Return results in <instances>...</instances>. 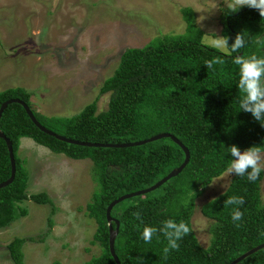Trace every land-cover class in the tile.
<instances>
[{
    "label": "trees",
    "instance_id": "1",
    "mask_svg": "<svg viewBox=\"0 0 264 264\" xmlns=\"http://www.w3.org/2000/svg\"><path fill=\"white\" fill-rule=\"evenodd\" d=\"M181 14L185 23L182 34L164 35L141 48L122 51L111 76L98 89L97 97L108 94L103 111L97 112L95 97L73 116H45L32 110L31 94L24 89L0 91V104L9 99L22 101L41 126L68 139L123 144L166 133L187 149L188 162L179 174L154 191L122 200L111 208L109 216L118 222L113 249L120 264H229L264 243V201L260 198L263 171L255 182H249L247 174H230L224 191L200 206L201 216L211 221L206 248L198 244L193 230L178 241L179 250H170L167 258L163 250L168 241L162 233H155L150 243L141 239L144 227L160 229L167 220L177 224L183 221L192 229L194 202L233 159L228 148L236 146L241 153L253 146L264 148V121H256L239 107V69L233 63L237 55L264 58V44L258 43L264 41V17L247 6L235 13L228 8L223 11L220 36L228 38L229 46L237 34L245 39L238 53L227 55L200 43L204 33L194 24L189 8L181 9ZM216 56L224 63L206 68L205 62ZM0 132L11 143L15 167L11 183L0 189V230L26 216V209L18 205L24 200L48 205L53 211L45 193L25 194L27 172L17 156L21 138H29L53 154L91 163L89 174L95 188L84 214L94 222L90 243L98 246L99 254L85 264H115L107 244V205L153 185L184 159L182 150L169 138L124 148L67 144L39 131L16 103L2 111ZM9 174L6 146L0 139V183ZM233 196L242 197L244 204L225 207L224 201ZM237 207L243 219L233 222L231 214ZM137 212L143 223L134 217ZM47 226H52L49 219ZM26 241L32 239L14 237L5 245L13 264H23ZM237 264H264V248Z\"/></svg>",
    "mask_w": 264,
    "mask_h": 264
},
{
    "label": "rangeland",
    "instance_id": "2",
    "mask_svg": "<svg viewBox=\"0 0 264 264\" xmlns=\"http://www.w3.org/2000/svg\"><path fill=\"white\" fill-rule=\"evenodd\" d=\"M226 3L0 0V91L22 88L31 94L32 110L45 116H73L97 97L123 50L182 34L183 8L193 12L194 24L204 33L200 43L213 47L211 39L221 37L219 18ZM107 99L108 94L97 97V112L106 108ZM17 156L27 172L25 194L45 193L53 211L29 200L19 203L27 214L0 230V264H13L5 245L14 237L32 239L22 246L23 264H85L97 256L98 246L90 243L95 225L84 214L95 188L89 160L53 154L29 138L20 139ZM228 180L229 176L213 179L194 202L190 222L202 248L208 246L211 221L201 216L199 208L222 193ZM260 198L264 201V171Z\"/></svg>",
    "mask_w": 264,
    "mask_h": 264
},
{
    "label": "clouds",
    "instance_id": "3",
    "mask_svg": "<svg viewBox=\"0 0 264 264\" xmlns=\"http://www.w3.org/2000/svg\"><path fill=\"white\" fill-rule=\"evenodd\" d=\"M227 8L230 12H237L240 8L247 6L259 11V15L264 17V0H227ZM264 44V41H258ZM211 44L214 48L220 50L224 54L231 55L238 53L241 48L245 46V39L243 34H237L234 43L229 46L227 37L215 36L211 39ZM224 60L220 56H216L211 60L205 62V67L214 69L215 65H222ZM233 63L239 69V81L237 88L240 92L239 107L242 111L250 113L252 117L258 121H264V58H259L255 54L244 57L237 55L233 59ZM264 126V123H261ZM228 151L233 157L221 177L229 176L235 173L236 176L244 177L247 174L249 182H255L259 179L260 174L264 171V148L253 146L243 153L236 146H231ZM251 169L249 172L248 170ZM244 199L242 197H229L224 201V206L229 205H243ZM137 220H141L140 214L133 213ZM243 212L239 208H234L231 214L233 222H238L243 219ZM240 227V224H236ZM192 229L181 221L177 224L173 220L164 221L162 228L156 229L152 227H144L141 239L145 243H150L155 233L160 232L168 241L167 246L164 248L165 258L170 250H179V243L184 236L191 233Z\"/></svg>",
    "mask_w": 264,
    "mask_h": 264
},
{
    "label": "water",
    "instance_id": "4",
    "mask_svg": "<svg viewBox=\"0 0 264 264\" xmlns=\"http://www.w3.org/2000/svg\"><path fill=\"white\" fill-rule=\"evenodd\" d=\"M11 103H16L18 105H20L23 110L25 111L26 115L28 116L29 120L32 122V124L41 132L45 133L48 136L54 137L56 140L67 143V144H71V145H78V146H83V147H109V148H124V147H131V146H139L145 143H149L161 138H169L174 144H176L183 152L184 154V159L182 161V163L177 167L172 169L165 177L161 178L159 181H157L156 183H154L153 185L142 189L140 191H136L130 194H126L123 196H120L119 198L113 200L112 202H110L106 209H105V218H106V222H107V229H108V240H107V244H108V251L109 254L113 260V262L115 264H120L114 254V249H113V244H114V239L115 236L117 235V231H118V222L112 218H110L109 216V212L111 210V208L117 204L118 202L125 200V199H129L135 196H139V195H143L149 192L154 191L155 189H157L159 186H161L163 183H165L167 180H169L170 178L175 177L177 174L180 173V171L184 168V166L187 164L188 162V158H189V154L187 149L178 141L176 140L173 136L166 134V133H161V134H157L155 136H152L148 139L142 140V141H138V142H134V143H123V144H96V143H88V142H78L72 139H68L65 137H62L60 135H57L47 129H45L43 126H41L36 119L34 118L31 110L29 109V107L23 103L22 101L18 100V99H9L4 101L3 103L0 104V116L2 111L6 108L7 105L11 104ZM0 139H2L4 141V144L6 146V150H7V154H8V160H9V166H10V174L7 180L3 181L0 183V189L5 187L6 185L10 184L13 176H14V171H15V167H14V159H13V154H12V149H11V143L10 141L0 132ZM111 222L114 223V227H111ZM264 248V243L255 246L254 248L248 250L247 252L243 253L242 255L238 256L237 258H235L233 261H231L229 264H237L238 262H240L241 260H243L244 258H246L247 256H249L250 254L260 250Z\"/></svg>",
    "mask_w": 264,
    "mask_h": 264
},
{
    "label": "crops",
    "instance_id": "5",
    "mask_svg": "<svg viewBox=\"0 0 264 264\" xmlns=\"http://www.w3.org/2000/svg\"><path fill=\"white\" fill-rule=\"evenodd\" d=\"M22 139V138H21ZM20 142V141H19Z\"/></svg>",
    "mask_w": 264,
    "mask_h": 264
}]
</instances>
